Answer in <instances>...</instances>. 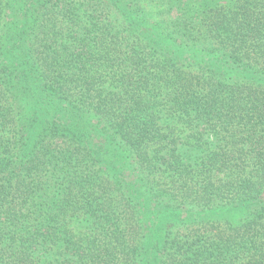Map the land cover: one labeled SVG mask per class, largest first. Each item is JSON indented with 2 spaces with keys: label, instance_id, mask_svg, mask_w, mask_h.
<instances>
[{
  "label": "trees",
  "instance_id": "16d2710c",
  "mask_svg": "<svg viewBox=\"0 0 264 264\" xmlns=\"http://www.w3.org/2000/svg\"><path fill=\"white\" fill-rule=\"evenodd\" d=\"M0 264H264V0H0Z\"/></svg>",
  "mask_w": 264,
  "mask_h": 264
}]
</instances>
